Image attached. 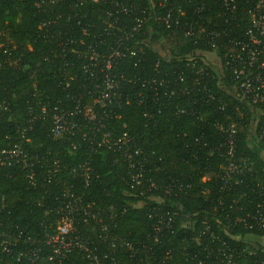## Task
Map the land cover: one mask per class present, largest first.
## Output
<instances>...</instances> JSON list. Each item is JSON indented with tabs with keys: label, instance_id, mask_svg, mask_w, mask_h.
<instances>
[{
	"label": "trees",
	"instance_id": "16d2710c",
	"mask_svg": "<svg viewBox=\"0 0 264 264\" xmlns=\"http://www.w3.org/2000/svg\"><path fill=\"white\" fill-rule=\"evenodd\" d=\"M122 1L138 9L109 16L108 2L0 0V149L20 141L24 131L25 148L39 157L33 167L35 186L28 182L27 168L0 166V240L9 231V241L16 243L9 246L10 253L0 252V264L12 261L11 255L23 244L44 245L43 231H51L58 219L48 206L55 203V196L65 199L70 193L81 197L95 214L77 218L72 233L94 251L107 248L99 233L103 225L129 241H144L159 215L170 222L161 226L165 230L161 241L152 244L157 254L189 246L188 230H215L225 238L227 230L238 236L231 241L240 248L251 247L249 235L264 237V224L249 228L254 222L249 216L264 208V154L260 153L264 140L258 137L264 107L256 115L254 106L232 93L229 71L221 63L220 69L205 62L206 54L223 62L220 44L213 47L201 38L184 36L182 21L186 16L195 20L191 9L184 16L173 11L182 27L172 21L167 27L156 20L163 9L147 10L148 20L119 46L125 55L116 58L110 71L118 98L103 116V125L97 130V121L77 110L79 130L74 136L51 135L54 107L73 110L77 101L92 105L95 85L104 73L95 68L90 76L82 69L90 57L89 47L107 54L116 46L119 28L128 34L134 15H145L140 9L147 0ZM214 15L215 10L205 13L209 27ZM245 25L244 19L238 32ZM230 119L237 126L235 157L244 171L241 182L228 189L221 179L225 136L218 124ZM104 134L108 142L123 136L127 141L119 148L97 144ZM136 149L138 156L133 153ZM129 152L134 160L145 157L144 176L154 182L148 191L146 186L138 187L145 191L142 196L130 187L129 172L134 169L126 159ZM84 168L86 182L81 175ZM72 263L94 264L83 252H73L61 264Z\"/></svg>",
	"mask_w": 264,
	"mask_h": 264
},
{
	"label": "built area",
	"instance_id": "2783aa9c",
	"mask_svg": "<svg viewBox=\"0 0 264 264\" xmlns=\"http://www.w3.org/2000/svg\"><path fill=\"white\" fill-rule=\"evenodd\" d=\"M90 1L108 2L110 4L107 13L109 16L114 14L129 15L132 9H138V6L128 5L122 0ZM175 1L147 0L148 5L140 9L145 15H134L133 26L128 34L119 28L120 35L114 39L117 47H110L107 54H101L89 47L90 57L82 65V69L92 76L94 74L93 70L98 68L104 73V77L100 84L95 85L97 89L91 102L92 105L86 106L77 101L73 110L54 107L50 124V133L54 138L76 134L79 130L78 118L75 116L77 110H84V117L88 120L97 121V130L99 129L98 125H103L101 123L103 116H108L109 106L114 99L118 98V85L114 76L110 75V71L115 66L116 58L125 55L123 51L119 50V46L129 36H132V32H138L141 25L148 20L150 15L146 11L155 8L165 11L162 15H156V20L163 22L167 27H169L171 21L176 26L180 25L179 19L177 17L173 18V11L179 16H184L186 10L191 9V15H195V20L192 22L190 16H186L182 21L184 36L194 39L201 38L206 44L213 47L218 44L223 47V62L218 61L216 58V67L221 69L222 65L224 69L229 71V78L234 81L232 93L239 101L245 102L252 108L254 106L255 114L260 116L261 109L264 107V0H214L213 4H208L207 0H181L182 4L179 5L175 4ZM214 10L215 20L209 27L206 23L208 19H205V13L214 12ZM244 19L246 27L238 32V26L244 23ZM233 24L236 26L235 28L231 27ZM81 44L84 45L83 42ZM71 51L73 53L77 52L74 48ZM100 58L102 63L101 66H98ZM152 81L155 82L154 79ZM99 110L102 115L99 114ZM42 112L45 113L44 108ZM218 128L225 136V164L221 179L223 185L229 189L241 182L242 179L239 176L244 171V167L237 162L235 157L237 126L230 119L228 122L219 123ZM81 137L88 138L85 133H82ZM258 137L264 140V122L259 125ZM109 140L107 134H104L103 138L96 142L99 145L109 144V146L119 148L120 145L126 143L127 138L123 136L108 142ZM27 141L28 139L23 131L20 134V141L7 148H1L0 166L19 164L21 167L27 168L26 177L28 182L30 185L35 186L37 172L33 167L39 162V157L37 154L31 155L28 153L24 145ZM133 153L138 156L139 150L136 149ZM125 155L129 166L134 169V171L130 170L129 172L130 187L137 190V194L142 196L145 191L138 187L146 186L147 191L154 188V182L144 176L145 157L134 160L132 153H125ZM55 171L56 168L53 169V172ZM81 171V175L86 182L88 178L86 168L81 169ZM48 175L47 177L51 178L53 173L49 172ZM55 199V203L48 206V210L55 212L58 219L51 231H43L44 245H21L11 255L12 261L8 264H40L41 261L61 264L73 252H83V256L94 264H101L102 260H108L109 264H264V256L262 255L264 249L258 248L253 242L250 243V248H247V246L240 248L238 244H233L231 241L232 239L237 240L238 236L232 235L227 230L224 231V235L228 239L219 235L215 230H188L190 234H188L186 240L189 241V246L183 245L179 252L168 248L162 254H157L155 251L153 252L152 244L161 241L165 232V230H160L161 226H167L170 222L162 219L160 215L153 224L151 234L144 241H129L125 236L115 234L112 230H106L103 225L99 233L102 239L105 240L107 248L94 251L87 241L84 242L72 233L77 218L90 215L93 217L95 214L86 209L81 197L72 193L68 194L65 199L60 196H55ZM249 217L254 219V222L249 224V228L262 227L264 224V208L258 210L257 215H250ZM3 235L4 238L0 240V252L10 253L9 246H15L16 243L9 241L11 236L9 231L3 232ZM252 236L254 235H249L246 239L249 241ZM25 241H29V237H26ZM2 260L3 257L0 256V262Z\"/></svg>",
	"mask_w": 264,
	"mask_h": 264
},
{
	"label": "rangeland",
	"instance_id": "374dc122",
	"mask_svg": "<svg viewBox=\"0 0 264 264\" xmlns=\"http://www.w3.org/2000/svg\"><path fill=\"white\" fill-rule=\"evenodd\" d=\"M161 53L166 54L167 50H163V51H161ZM202 57L205 60V62L212 64V65H215V66L217 65V59L215 57H213L212 55L206 54V55H202ZM258 238H259L258 236H252L249 238V241L255 243V242H257ZM260 239L263 240V243H264V237H261Z\"/></svg>",
	"mask_w": 264,
	"mask_h": 264
},
{
	"label": "crops",
	"instance_id": "0c3cea01",
	"mask_svg": "<svg viewBox=\"0 0 264 264\" xmlns=\"http://www.w3.org/2000/svg\"><path fill=\"white\" fill-rule=\"evenodd\" d=\"M261 154H264V151H260ZM259 243H261L262 245H264L263 240H261L260 238L257 240Z\"/></svg>",
	"mask_w": 264,
	"mask_h": 264
}]
</instances>
